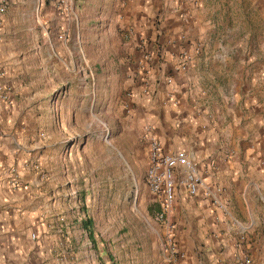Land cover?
Segmentation results:
<instances>
[{
	"label": "rangeland",
	"instance_id": "374dc122",
	"mask_svg": "<svg viewBox=\"0 0 264 264\" xmlns=\"http://www.w3.org/2000/svg\"><path fill=\"white\" fill-rule=\"evenodd\" d=\"M173 1L181 6L180 19L193 28L178 36L172 64H183L180 70L190 78L187 99L193 107V133L206 142L198 147L200 152L194 149L198 158L204 152L199 163L190 158L198 163V170H204L199 173L205 178L213 166L205 164V154L220 153V174L232 178L220 180V202L224 194L232 218L242 229L226 253L215 246V252L202 249L197 242L202 237L197 235L190 246L176 247L183 256L186 248L193 258L188 264H238L246 257L250 264H264V0ZM164 7L158 9L156 19ZM157 58L159 53L151 55L149 61ZM52 63L24 60L21 64H0V175L9 176L12 168L17 171L10 160L28 157L31 159L24 163L23 176L40 178L42 143L47 136H59L53 128L60 122L59 102L71 78L82 76V72L70 73L68 63L63 69ZM129 145L127 178L120 164L112 169L107 166L103 149H96L94 144L88 152L78 185L86 194L79 205L94 221V238L90 240L86 235L72 236L66 244L50 247L42 240L38 206L28 201L16 205L21 200L5 206L0 202V264H166L162 256L167 255L163 246L168 219L164 223L156 220L161 203L143 180L148 166L144 148L139 142ZM174 150L187 153L184 147ZM229 182L232 188L226 186ZM25 186L22 183V190ZM52 216L50 230L55 234L61 216ZM223 217L230 223V218ZM185 225L179 221L177 226L182 235Z\"/></svg>",
	"mask_w": 264,
	"mask_h": 264
},
{
	"label": "crops",
	"instance_id": "0c3cea01",
	"mask_svg": "<svg viewBox=\"0 0 264 264\" xmlns=\"http://www.w3.org/2000/svg\"><path fill=\"white\" fill-rule=\"evenodd\" d=\"M163 5V12L156 19ZM180 9L173 0H9L6 12L0 15V64L55 61L60 69L68 63V71L74 75L82 72V76L71 78L70 87L59 102L60 122L57 127L53 125L59 136H47L42 143L40 178L25 173L23 176L24 163L31 159L28 157L9 159L26 185L23 190H13L8 174L0 175V202L4 206L21 200L16 205L28 201L40 208L44 244L62 246L72 236L94 238L81 225L89 219L93 228L94 221L79 205L86 194L78 185L94 144L96 149L105 151V163L110 169L117 164L124 167L126 178L130 142H139L145 160L152 138L159 140L166 151L186 148L198 163L204 157L203 151L200 158L194 152L206 142L193 133V107L187 99L190 78L172 64L175 61L171 53L178 51V36L193 28L180 19ZM156 21L159 24L155 25ZM156 53V63L149 61ZM66 136L69 137L64 139ZM210 154H205V164L213 165L214 172L207 170L203 178L213 190L214 201L202 191L193 199L178 193L166 216L167 225L175 223L174 240L180 250L182 245L190 246L197 235L202 237L197 239L202 249L214 251L215 246L226 253L232 238L235 240L242 230L232 218L224 194L220 202V180L232 178L220 174V153ZM222 169L224 173L225 167ZM83 175L87 173L84 171ZM226 186L232 188V183ZM31 210L34 214V207ZM52 215L61 216L55 234L50 230ZM179 221L186 224L184 235L177 230ZM185 250L183 261L188 264L193 258ZM162 258L165 261V256Z\"/></svg>",
	"mask_w": 264,
	"mask_h": 264
},
{
	"label": "built area",
	"instance_id": "2783aa9c",
	"mask_svg": "<svg viewBox=\"0 0 264 264\" xmlns=\"http://www.w3.org/2000/svg\"><path fill=\"white\" fill-rule=\"evenodd\" d=\"M8 5L9 0H0V15L6 12ZM59 38L63 37L59 36ZM183 67L182 64L177 68ZM143 180L151 195L161 203V210L156 217L161 223L166 222L167 213L172 209L178 193L183 198L193 199L199 191H202L214 201L213 190L207 187L194 160L182 150L165 151L156 138H152L149 142L148 166ZM9 183L13 190L22 188V182L14 168L10 170ZM174 235V227L167 225V238L163 246V250L167 253L166 264H181L184 259L175 245ZM31 237L36 238L34 235ZM238 264H250V260L247 257L242 258Z\"/></svg>",
	"mask_w": 264,
	"mask_h": 264
},
{
	"label": "trees",
	"instance_id": "16d2710c",
	"mask_svg": "<svg viewBox=\"0 0 264 264\" xmlns=\"http://www.w3.org/2000/svg\"><path fill=\"white\" fill-rule=\"evenodd\" d=\"M81 225L83 227V229L86 230V232L88 233V235H91V221L89 219H86L84 221L81 222Z\"/></svg>",
	"mask_w": 264,
	"mask_h": 264
}]
</instances>
